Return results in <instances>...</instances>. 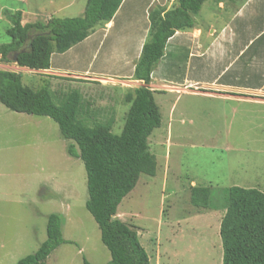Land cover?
Listing matches in <instances>:
<instances>
[{"label": "rangeland", "instance_id": "1", "mask_svg": "<svg viewBox=\"0 0 264 264\" xmlns=\"http://www.w3.org/2000/svg\"><path fill=\"white\" fill-rule=\"evenodd\" d=\"M147 1H129L134 2L130 12L135 18L144 17ZM85 3L78 0L76 6ZM154 10L159 9L149 13ZM204 14L206 5L198 16ZM9 27L10 22H0V45L10 42ZM68 57L62 63L67 64ZM58 58L55 55L53 61ZM0 65L9 70L11 63ZM20 74L24 86L48 87L56 104L81 88L77 121L107 127L114 135H120L129 108L125 97L137 87L129 78L77 83V79L48 76L42 81L37 74ZM192 89L168 87L165 90L175 92L154 94L161 123L147 144L156 160L155 175H141L115 215L137 233L149 264H221L224 190L239 187L264 193V107L224 106L193 94ZM69 143L50 118L11 112L0 104V264H16L33 254L46 239L50 214L62 216V235L69 243L55 249L45 264L110 261L99 228L85 209L86 174L82 162L67 155ZM63 186L70 201L45 198L60 195ZM192 187L211 189L209 208L190 203Z\"/></svg>", "mask_w": 264, "mask_h": 264}, {"label": "trees", "instance_id": "2", "mask_svg": "<svg viewBox=\"0 0 264 264\" xmlns=\"http://www.w3.org/2000/svg\"><path fill=\"white\" fill-rule=\"evenodd\" d=\"M123 0H86L82 17L52 18L21 25V14L9 16L6 30L10 42L0 45V63L39 71L49 69L52 53H64L85 40L94 27L110 22ZM206 0H177L168 10L148 15L149 32L135 64L133 80L144 85L125 97L129 105L120 135L104 126L89 127L77 116L82 106L80 92L72 90L56 100L46 86L33 90L21 75L0 70V104L15 113L48 117L63 139L70 141L67 155L79 159L86 174L85 209L100 231L101 243L110 254L106 264H149V256L137 233L115 218L117 207L136 186L141 175L153 177L156 160L147 140L160 127L161 116L147 86L175 32L190 29ZM15 58V60H13ZM209 187H192L190 203L209 208ZM225 212L220 220L221 264H264V193L257 189L231 187L224 190ZM63 218L50 214L46 239L31 255L16 264H45L59 246L69 243L62 235ZM83 264H89L83 260Z\"/></svg>", "mask_w": 264, "mask_h": 264}, {"label": "crops", "instance_id": "3", "mask_svg": "<svg viewBox=\"0 0 264 264\" xmlns=\"http://www.w3.org/2000/svg\"><path fill=\"white\" fill-rule=\"evenodd\" d=\"M77 1L0 0V22H10L9 16L16 12L21 14L23 26L52 18L82 17L85 5L78 7ZM129 1L123 0L112 20L94 27L85 40L64 53H52L49 69L33 71L11 63L9 70H0L18 74L26 71L39 75L42 81L48 76L77 79V83L81 81L78 79L129 78L136 88L143 86L133 80V72L148 37L149 10L168 11L177 0H148L143 18L131 14L134 2ZM205 5L206 14L194 16L192 28L177 31L168 40L147 87L154 91L153 97L156 91L168 94L175 91L165 88L183 87L186 92L193 88V94L224 106L264 107V0H206L202 7ZM55 55L59 58L53 61ZM66 55L68 63L64 64ZM74 90L81 93V88ZM59 191L60 195L45 198H59L64 204L70 201L64 186Z\"/></svg>", "mask_w": 264, "mask_h": 264}, {"label": "water", "instance_id": "4", "mask_svg": "<svg viewBox=\"0 0 264 264\" xmlns=\"http://www.w3.org/2000/svg\"><path fill=\"white\" fill-rule=\"evenodd\" d=\"M13 60H15V58Z\"/></svg>", "mask_w": 264, "mask_h": 264}]
</instances>
